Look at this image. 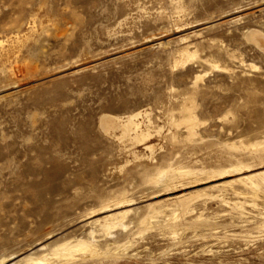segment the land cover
<instances>
[{"label":"rangeland","instance_id":"374dc122","mask_svg":"<svg viewBox=\"0 0 264 264\" xmlns=\"http://www.w3.org/2000/svg\"><path fill=\"white\" fill-rule=\"evenodd\" d=\"M250 30L264 35V0H0V260L88 237L125 189L137 208L127 230L95 232L101 245L130 237L123 258L74 264H264V187L238 180L264 169L245 154L264 139V50ZM182 49L197 55L173 65ZM187 98L191 138L170 124ZM138 111L148 142L102 129V114ZM164 166L197 174L145 185ZM183 195L191 208L174 218ZM150 201L164 214L137 235Z\"/></svg>","mask_w":264,"mask_h":264},{"label":"bare ground","instance_id":"6f19581e","mask_svg":"<svg viewBox=\"0 0 264 264\" xmlns=\"http://www.w3.org/2000/svg\"><path fill=\"white\" fill-rule=\"evenodd\" d=\"M176 19V18H175ZM249 38L251 40H253L255 43H257L258 45H260V47L264 50V35L258 31V30H250L249 32ZM180 51V50H179ZM178 51V52H179ZM180 57L175 59L174 64H183L186 60L189 61V59H193L195 58V56L197 54H195L194 52H190V50L188 49H182L180 51ZM176 58V57H174ZM187 61V62H188ZM186 63V62H185ZM216 67H219L218 65H214ZM213 66V67H214ZM201 76L196 75V78H200ZM195 78V79H196ZM196 82V81H195ZM188 101H185L182 104L181 107V113H180V117L179 119H174L171 118V123L172 126H178L179 124H184L186 127V132H187V136L189 138L193 137L194 135V129H195V125H196V117L193 113V102L191 98H187ZM145 111H147L145 109ZM144 112V111H143ZM146 113V112H145ZM150 113V112H149ZM148 113V114H149ZM139 115H141V112H135L132 114H128L127 116H125V118H121L118 116H114V115H110V114H102L100 116V123L102 126V129L104 131L107 132H112L115 131L116 129L120 130V134L119 137L120 138H124V137H128V139H131L132 141H136V142H140V141H145L146 139H148L149 136V131L147 129H143L141 128V124L138 121V117ZM147 116V114H145ZM142 117V115H141ZM140 117V118H141ZM144 117V116H143ZM174 117V116H173ZM150 118V116H149ZM140 120V119H139ZM142 120V119H141ZM150 120V119H149ZM169 120V119H168ZM144 121V120H143ZM144 124V123H143ZM169 124V123H168ZM146 125V124H145ZM144 125V126H145ZM166 125V124H165ZM143 126V125H142ZM150 126V125H149ZM169 126V125H168ZM146 127V126H145ZM149 128V127H148ZM152 131V130H150ZM196 131V130H195ZM168 132V131H167ZM114 133V132H112ZM163 133V132H162ZM176 135V134H175ZM175 135L174 133H170L171 139H175ZM165 136V135H164ZM169 136V137H170ZM125 139V138H124ZM177 140V139H176ZM147 141V140H146ZM149 141V140H148ZM147 141V142H148ZM217 141V140H216ZM165 143V142H164ZM243 143V142H242ZM136 144V143H135ZM134 144V145H135ZM148 144V143H147ZM243 144H240L244 145ZM247 144V143H246ZM250 144V143H249ZM226 145V147L229 148H236L235 144L231 143V144H224ZM251 148L249 149L248 152H245V154L248 153L251 154L252 156H254L255 158H263L264 157V139L261 140H257L251 143ZM154 146V145H153ZM152 145H146V148L151 149L153 147ZM245 146V145H244ZM249 146V145H248ZM169 148V147H168ZM248 147H246L247 149ZM154 149V148H152ZM228 149V148H227ZM226 150V149H225ZM245 150V149H244ZM244 150H242L244 152ZM247 151V150H246ZM135 152V151H134ZM173 153V152H172ZM136 154V153H134ZM236 154V153H235ZM137 155V154H136ZM153 156V155H152ZM151 157V156H150ZM246 157V156H245ZM134 158V157H133ZM152 159V157H151ZM250 159L251 156H250ZM172 160V159H171ZM261 160V159H260ZM210 161V160H209ZM262 161V160H261ZM173 162V161H172ZM236 162V161H235ZM257 162V161H256ZM245 163V162H244ZM235 164V163H234ZM247 164V163H246ZM250 164V163H249ZM175 165V164H174ZM252 166V163L250 164ZM249 165V168H250ZM258 165V164H257ZM161 166V165H160ZM230 166V165H229ZM246 166V165H245ZM264 166L260 165L258 166L259 168ZM151 167V166H149ZM238 166L234 167L237 168ZM240 168L242 166H239ZM247 167V166H246ZM245 167V169H246ZM257 167V166H256ZM197 168V167H196ZM246 171H251V169H255V167L250 168ZM96 169V168H95ZM231 169V168H230ZM238 169V168H237ZM236 169V170H237ZM243 169V167H242ZM93 170V169H92ZM211 170V169H210ZM218 170V169H217ZM235 170V169H233ZM236 170L234 172H236ZM212 171V170H211ZM221 171V170H220ZM194 172L196 173V171L194 170V168H190L187 166H179L177 168H173L171 166H164V168H157L153 173H145L143 178V182L146 184H152L151 186L153 187L155 184L158 185L160 187L166 186L168 187L169 185L173 184L174 180L182 177L185 178V176L189 175V174H194ZM200 172V171H199ZM198 172V173H199ZM229 172V171H228ZM201 173V172H200ZM200 173L198 175H200ZM217 173V172H216ZM225 173V172H224ZM231 173V174H230ZM229 173V175H234L232 173V171ZM240 170H239V174H240ZM197 174V173H196ZM204 175V174H203ZM197 176V175H196ZM228 176V175H227ZM129 180V179H128ZM183 180V178H182ZM181 180V181H182ZM239 181L244 182L247 186H249L252 189H259L262 187H264V169L260 170V171H256L255 173H249L247 175H243L241 177L238 178ZM228 181V180H227ZM232 181V180H231ZM142 182V183H143ZM126 183V182H124ZM154 184V185H153ZM150 186V188H151ZM175 185H173L174 187ZM178 186V185H177ZM214 186V184H213ZM149 187V186H148ZM171 187V186H170ZM176 187V186H175ZM216 187V186H215ZM169 188V187H168ZM248 188V187H247ZM165 189V188H162ZM125 190V189H124ZM123 190V191H124ZM168 190V189H166ZM231 190V189H230ZM243 190V189H242ZM118 192L117 195H115L114 200H112V202L105 204L103 210L99 209L100 212L97 213H102V212H110L113 210H117L114 212H110L107 213L106 215H104L103 217H97L95 219H91L90 221H88V223L90 224V229L88 231V237H78V238H72L69 240H63L62 242H57L56 241H51V242H38L36 244L35 248H29V250L23 254H18V255H12L9 258H3L0 260V264H74L76 261L78 262V260H85V259H96L98 257H102L106 259H116V258H123L120 257L121 253H119L120 249H126L127 247H129L132 243L133 240H131V238L127 237L128 239L122 241L121 243L119 242V240L117 242L113 241L109 243H104V244H98L97 240H96V233L97 231H99L98 233H103V236L105 237H112L113 236V232L114 229L117 227H120L123 229H126L127 225L125 219H127L126 217L128 215L131 214V212H137V208L132 207L133 202H131L130 198L128 199L127 195L125 194L127 191L125 192ZM221 192V190H220ZM110 195V194H109ZM108 195V196H109ZM181 195V194H180ZM192 195V194H191ZM191 195H183V196H178V203L180 202V207L178 205L179 208H173L171 211L172 216L175 217H179V214H183L189 212V209L191 207H189V203L191 201ZM111 197V196H110ZM149 197V196H148ZM152 199V198H151ZM222 199V198H221ZM104 200V199H103ZM109 200V198H108ZM176 200V199H175ZM102 201V200H101ZM105 201V200H104ZM103 201V202H104ZM166 201V200H165ZM109 202V201H108ZM171 202V201H170ZM93 203V202H92ZM105 203H107L105 201ZM169 203V202H168ZM177 203V202H176ZM177 203V204H178ZM221 203V202H220ZM225 203V202H224ZM232 204V203H231ZM233 206L235 207H239L241 208L242 205L239 202H233ZM101 205V204H100ZM140 205V204H139ZM162 205V204H161ZM160 203H158V201L156 202H148L147 205L145 206L144 210L140 213L137 214L136 216V228L135 230V234L139 235V234H143V232L147 229V228H152L153 225H151V220L153 218L156 219L157 216H159L160 214L163 213V209H161ZM191 205V204H190ZM142 206V204H141ZM165 206V205H164ZM168 206V205H167ZM143 208V207H142ZM234 209V208H233ZM96 210V209H95ZM98 210V211H99ZM235 210V209H234ZM239 210V209H238ZM94 211V210H93ZM241 211V210H240ZM82 212V211H81ZM199 212V211H198ZM238 212V211H237ZM243 212V211H241ZM130 213V214H129ZM133 213V214H135ZM203 213V212H202ZM96 214V213H95ZM93 213V216L95 215ZM132 214V215H133ZM164 214V213H163ZM91 215V214H90ZM202 214H199L196 218L200 219L202 216ZM87 216V215H86ZM92 216V215H91ZM88 216V217H91ZM162 216V215H161ZM131 217V216H130ZM158 218V217H157ZM173 218V219H174ZM195 218V219H196ZM153 219V220H155ZM164 219V218H163ZM168 219V218H167ZM191 219V218H190ZM203 219V218H202ZM241 219V218H240ZM181 220V219H180ZM80 221V220H79ZM129 221V220H128ZM164 221V220H163ZM182 221V220H181ZM194 221V220H192ZM191 221V223H192ZM203 221V220H202ZM156 222V221H153ZM199 222V221H198ZM198 222L194 221L193 225L199 224ZM205 222V221H204ZM244 222V221H243ZM263 222V221H262ZM87 223V224H88ZM166 223V222H165ZM189 223V222H188ZM190 223V224H191ZM264 223V222H263ZM154 224V223H152ZM130 225V224H129ZM128 225V226H129ZM166 225V224H164ZM177 225V224H176ZM89 226V225H88ZM134 226V225H133ZM168 226V224H167ZM172 226V224H170V226H168L169 228ZM175 226V225H174ZM260 226V225H259ZM258 226V227H259ZM155 227V226H154ZM176 227V226H175ZM187 227V226H186ZM166 228V226H165ZM172 229V228H171ZM207 229V228H206ZM127 230V229H126ZM203 230V229H202ZM121 231V230H120ZM124 231V230H123ZM121 231V232H123ZM173 231V230H172ZM120 232V233H121ZM132 232V230H131ZM130 232V233H131ZM134 232V231H133ZM174 233L176 231H173ZM100 233V234H101ZM115 233V232H114ZM118 233V232H117ZM116 234V233H115ZM176 234V233H175ZM210 234V233H209ZM120 235V234H119ZM128 235V234H127ZM132 236L133 233L131 234ZM130 235V236H131ZM136 235V237H137ZM211 235V234H210ZM98 236V235H97ZM102 236V237H103ZM51 236H48V238H50ZM126 237V236H125ZM113 238V237H112ZM135 238V237H134ZM133 238V239H134ZM110 239V238H108ZM108 239H105L106 241ZM115 239V238H114ZM119 239V238H118ZM248 240V239H247ZM99 241V240H98ZM109 241V240H108ZM100 243V242H99ZM114 244V245H113ZM114 247H113V246ZM134 245V244H133ZM132 245V246H133ZM131 246V247H132ZM128 249V248H127ZM241 249V248H240ZM124 252V250H123ZM215 252V251H214ZM125 253V252H124ZM217 253V252H216ZM220 255V254H219ZM5 257V256H4ZM214 258V257H213ZM212 258V259H213ZM216 258V256H215ZM218 259H220V257H217V261ZM223 259V258H221ZM220 259V260H221ZM243 259V257H242ZM240 260V259H239ZM100 261V260H99ZM203 261V260H202ZM223 261V260H222ZM81 262V261H80ZM79 262V263H80ZM215 262V261H214ZM221 262V261H220ZM219 261L216 263H220ZM209 263V262H208ZM211 263V262H210ZM238 263V262H237ZM77 264V263H76ZM81 264V263H80ZM212 264V263H211ZM222 264V263H220ZM236 264V263H235ZM240 264V263H239Z\"/></svg>","mask_w":264,"mask_h":264}]
</instances>
